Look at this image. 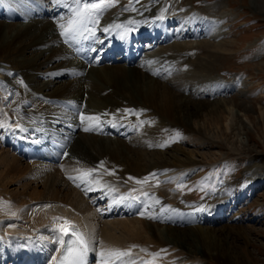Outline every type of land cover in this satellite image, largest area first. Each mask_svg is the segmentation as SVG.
Listing matches in <instances>:
<instances>
[{
	"label": "bare ground",
	"instance_id": "1",
	"mask_svg": "<svg viewBox=\"0 0 264 264\" xmlns=\"http://www.w3.org/2000/svg\"><path fill=\"white\" fill-rule=\"evenodd\" d=\"M65 1L64 4L48 1L49 6L53 5L51 9L27 4V14H20L24 22L0 20V192L10 198L9 207L0 212V253L10 241L17 252L27 249L39 258L40 264H51L64 238L59 228L67 220L71 225L83 226L87 232L90 264H102L105 259L107 264H196L201 255L245 264L244 259L222 248L214 228L195 225L178 230L171 224L159 223L173 219L170 217L173 209L161 199L160 191L195 164L191 156L181 160L170 153L164 156L159 149L194 142L200 139L202 130L211 126L216 136L235 124L241 130L250 121L248 115L232 106H223L219 115L213 107L190 99L193 94H181L189 83L180 85L176 68L183 66L180 64L186 59L181 54L186 49L175 38L194 22L192 17L188 13L169 17L167 0H115L114 8L84 13L79 18V32L68 39L61 35L60 25L67 26L70 19L77 18L78 11L100 0ZM251 1L264 12V3ZM10 12L17 17L14 10ZM5 16L0 5V18ZM158 20L161 24L157 25L154 37L148 39L149 45H139V41L146 42L148 37L144 27ZM118 24L132 25L133 30L114 37L112 27ZM106 28L108 31H104ZM167 41H171L167 49L144 51ZM217 48L205 50L202 57L185 62L195 69L204 68L220 57ZM158 52H161L159 59L155 55ZM171 56L176 60L172 65ZM102 64L105 66L97 67ZM181 73L185 82L187 72ZM17 91L21 98L9 108L3 106L7 101L4 95L8 93L12 98ZM200 91L206 92L204 86L198 85L194 90L195 94ZM62 99L72 105L78 102L77 108L84 116L110 112L113 122L110 126L98 116L97 127L93 128L89 123L94 121L78 120L63 108L62 112L56 108L63 105ZM26 105L32 107L27 109ZM222 113L225 115L221 116ZM260 117L264 121L263 111ZM41 118L47 122L41 123ZM128 123L135 125L134 130L128 128L131 134L122 131L130 135L123 138L117 130ZM117 124L121 125L116 127ZM83 127L91 130L81 132ZM172 127L178 129L177 134H171ZM34 130L36 133L29 135ZM116 131L122 137L110 140L109 136ZM235 138L236 145L243 147V138L238 135ZM126 141L141 146L132 147ZM155 146L160 147L157 152L148 153L152 155L148 158L146 150ZM159 154L162 161L156 156ZM102 156L125 169L115 171L112 164H104ZM89 169L95 170L90 177L76 179ZM152 169L157 177L149 176ZM124 172L128 179H133L125 180ZM146 177V183L136 182ZM224 206L220 201L212 208L217 209L212 215L193 207L180 216L184 222H216L222 218L224 213L218 217ZM24 237L30 241L25 243ZM140 239L154 240L157 246H177L187 252L173 261L166 258L159 262L149 251L145 253L143 248L135 247L136 243H128ZM112 250L129 255L119 259L101 257V252L107 254Z\"/></svg>",
	"mask_w": 264,
	"mask_h": 264
},
{
	"label": "rangeland",
	"instance_id": "2",
	"mask_svg": "<svg viewBox=\"0 0 264 264\" xmlns=\"http://www.w3.org/2000/svg\"><path fill=\"white\" fill-rule=\"evenodd\" d=\"M48 1L56 2V0H0V5L4 7L6 13V16L1 17L0 20L24 22L21 15L27 14V4L48 7ZM256 1L264 3V0ZM65 2V0H60L59 3L64 4ZM167 5H169V16L172 18L194 12L212 20L216 28L219 29L217 35L211 38L203 36V34L200 36L189 34L175 38V41L181 43V46L184 45L183 47L186 49V52L181 54L182 59L200 58L206 54L205 50H213L217 48V45V55L220 56L200 69L193 68L188 61L185 62L186 60L180 64L183 65L180 69L184 70L176 68V73L178 71L187 72L185 82L183 74L178 72L182 83L180 85L183 87L186 82L189 83L181 94L185 96L193 94L190 99L200 101L202 106L213 107L219 115L223 106H232L248 115L250 121L241 130L235 124L228 131L222 129V134L220 132L216 136L212 126L208 127L201 131L200 139L191 143L179 142L160 149L158 148L160 146L148 147L145 152L148 158L152 157L148 153L157 152L159 149L166 154L164 156H168L170 153L181 160L191 156L195 161V164L189 166L182 177H178L171 186L160 191L161 199L165 200V203L169 202L168 205L173 209L171 210L173 215L170 216L173 219H171L172 223L167 219L162 223L160 220L159 223L162 226L171 224V227L178 230L195 225L214 228L215 233L221 239L222 248L231 255H237L244 259L245 264H251V261L255 264H264V121L260 117V112H264V12L258 9L251 0H167ZM116 6L117 4H114L109 8ZM52 7L53 5L49 6L50 9ZM11 10H14L15 14L17 13L16 18L10 14ZM147 10L149 11L151 8L149 7ZM194 25L198 26L196 23ZM170 44L171 41L158 42L153 49L144 51L148 53L155 49H167V45ZM148 45V42H144L145 47ZM166 52H162V54H166ZM160 54L161 52L155 54L158 59ZM171 54L176 55L172 51ZM175 61L171 56V65ZM104 66L103 64L97 65L98 68ZM209 66L210 69L207 68ZM198 85L204 86L206 92L200 91L195 94L194 90ZM175 92L178 91L175 90ZM8 95V93L4 95L7 101L3 106L6 105V108H9L14 100L21 98V93L18 91L12 98ZM24 104H28V101H24ZM60 104L63 105H58L56 108H60V111L63 108L68 115L77 116L78 120L81 119V115H85L79 107L77 108L78 102L76 105H72L67 100H63L60 101ZM26 107L30 109L32 106L26 105ZM224 115L222 113L221 116ZM98 116H102L104 121L111 126L113 120L110 112H101ZM113 117L115 118V116ZM220 119L222 123L223 117ZM40 121L45 123L47 119L41 118ZM91 123L89 124L93 128L97 127V122ZM130 124L128 123L124 129L117 130L121 131L120 134L123 138L130 136L128 128L133 129L132 127L135 126ZM119 125L121 124L115 126ZM83 128L80 131L87 132L85 131L86 127ZM117 131L111 134V137L109 136L110 140H116L113 138L118 136ZM122 131L128 132V134L126 135ZM177 132L178 129L171 128L172 135ZM34 133H36L35 130L33 133L29 132V135ZM237 135L241 139L243 138L244 143L241 144L243 147L236 145L235 137ZM127 142L124 143L132 147L141 146L140 143ZM114 145L116 144L114 143ZM156 156L159 161L163 160L160 154ZM101 159L104 164H112L115 171L123 172L122 169H125L123 166L117 167L113 161L109 162L108 157L102 156ZM125 173L127 174L124 172L123 176L127 178L128 174ZM152 174L157 177L154 169L149 172V176H153ZM244 182L247 186H242ZM229 190L230 194L228 195ZM154 193L158 194L159 191H154ZM169 194L171 198H169ZM9 199L6 193L0 192V212H4L9 207ZM220 201L224 202L225 206L218 218L224 214L216 222H184L180 216L181 212L187 214L185 211L193 207L205 209L206 214L212 215L217 211L212 208L215 209ZM128 243H136L135 247L143 248L145 253L149 251L159 258V262L166 261V258L175 260L180 253L187 252L177 246L154 245V240L149 242L143 239L130 240ZM199 258L200 260L196 264H231L228 259L225 261L206 255H201Z\"/></svg>",
	"mask_w": 264,
	"mask_h": 264
},
{
	"label": "snow or ice",
	"instance_id": "3",
	"mask_svg": "<svg viewBox=\"0 0 264 264\" xmlns=\"http://www.w3.org/2000/svg\"><path fill=\"white\" fill-rule=\"evenodd\" d=\"M57 3L60 2V0H56ZM115 0H100L99 3H94L91 5H86L84 9L78 11L76 13V17L77 18H73L70 19L67 23V26L61 24L60 27L63 29L61 32V35L67 37L68 39H72L74 38V34L79 32V24H80V17H82L84 15V13L88 12L90 13L91 10H101V9H106L109 7L114 6ZM117 27H120L119 25H117ZM87 30V29H85ZM104 31H108V29H104ZM94 34V32H93ZM131 112L132 110H126ZM99 117L98 116H84L81 115V120H89V121H96L97 123L99 122ZM91 130V128H85V131H89ZM164 146V145H161ZM102 166V165H101ZM94 169H89L87 171H84L81 173V175L79 177H77L76 179H81V180H85L88 177H90L92 175V173L94 172ZM153 177L155 176V174H152ZM71 179V177H70ZM129 179H133V178H129ZM148 180V178L146 177L143 181H136L137 183H146ZM158 202V201H157ZM141 215H144V213H141ZM74 226L71 225L70 221L65 220L63 225L60 226L59 230L60 232L64 233L65 235L69 234L71 232V234L75 237V240L72 241L71 245L67 248L66 253L64 254L63 258L59 261V264H83L84 262V256L86 254V252L88 251V243L87 241L84 239L83 235L72 231ZM101 257H105L106 255L108 257H113L115 259H119L121 257L124 256H128L129 253L128 252H123V251H119V250H112L109 251L107 254H105L104 252L100 253ZM102 264H107V260H102Z\"/></svg>",
	"mask_w": 264,
	"mask_h": 264
}]
</instances>
